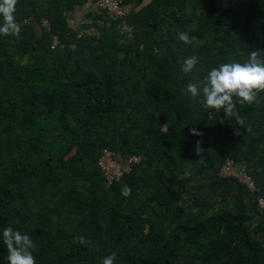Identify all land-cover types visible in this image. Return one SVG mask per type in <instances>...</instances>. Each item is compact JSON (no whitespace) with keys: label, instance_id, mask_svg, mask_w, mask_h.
Returning <instances> with one entry per match:
<instances>
[{"label":"trees","instance_id":"obj_1","mask_svg":"<svg viewBox=\"0 0 264 264\" xmlns=\"http://www.w3.org/2000/svg\"><path fill=\"white\" fill-rule=\"evenodd\" d=\"M98 2L17 0L19 37L0 35V264H8L9 225L32 238L36 264H101L113 251L115 264H264L256 203L264 198V91L258 103L233 97L244 121L239 136L235 118L186 94L213 67L264 51V0H125L134 4L125 20L131 33ZM85 4L96 11L83 30L99 37L70 29L68 12ZM181 31L198 42L184 44ZM54 36L63 47L51 48ZM192 55L198 63L185 74L180 66ZM197 140L218 148L220 165H245L259 192L217 173L198 187L193 207L220 211L196 219L176 212L179 194L191 189L176 170L203 169ZM105 149L145 159L108 190L98 167ZM109 191L120 196L114 205ZM165 216L166 230L154 220ZM255 217L263 223L253 233Z\"/></svg>","mask_w":264,"mask_h":264},{"label":"clouds","instance_id":"obj_2","mask_svg":"<svg viewBox=\"0 0 264 264\" xmlns=\"http://www.w3.org/2000/svg\"><path fill=\"white\" fill-rule=\"evenodd\" d=\"M16 3L17 0H0V16L3 17L0 35L11 34L19 37L20 28L13 15ZM178 39L186 45H193L198 42L199 37L181 31L178 33ZM197 63L198 57L192 55L182 62L180 71L185 74L191 73ZM261 91H264V51L261 50L250 52L248 60L244 63H221L208 71L202 80L189 82L186 85V94H190L192 100L200 103L203 108L217 111L223 109L228 120L235 118V124L240 126L234 132L237 136L242 134L244 121L235 110L233 97H236L241 104L258 103L257 93ZM189 132L192 135H203L195 128H190ZM195 151L200 155L204 152L201 140L195 142ZM15 223H19L18 218ZM2 239L7 248L8 264H36L33 251L37 246L29 235L22 234L9 225L2 231ZM73 240L86 246L91 244V241L83 236L74 237ZM115 257L116 252L113 251L102 258L101 264H115Z\"/></svg>","mask_w":264,"mask_h":264},{"label":"built area","instance_id":"obj_3","mask_svg":"<svg viewBox=\"0 0 264 264\" xmlns=\"http://www.w3.org/2000/svg\"><path fill=\"white\" fill-rule=\"evenodd\" d=\"M133 3H126L125 0H99L98 7L101 11L107 13V17L112 21H121V32L131 33L132 29L125 22L126 17L131 13ZM104 25L102 22L101 26ZM43 26L49 30L50 23L43 22ZM80 34L99 37V31L96 28L80 31ZM63 47L58 36L53 37L52 49ZM74 48V47H73ZM144 157L132 156L123 158L118 153L105 149L98 161V167L104 177V183L107 188H112L115 183L119 182L125 175L130 174L133 167L143 163ZM218 177L224 179H233L245 186L253 194L259 192L254 180L247 172L245 165L235 162L233 159H225L218 169ZM257 208L264 211V198H256Z\"/></svg>","mask_w":264,"mask_h":264},{"label":"rangeland","instance_id":"obj_4","mask_svg":"<svg viewBox=\"0 0 264 264\" xmlns=\"http://www.w3.org/2000/svg\"><path fill=\"white\" fill-rule=\"evenodd\" d=\"M204 152L202 153V156L204 157V163H202L203 165V169L197 167V166H191L188 165L186 167H183L181 169H177L176 170V175L179 176V181L180 180H184L187 184V186H189L191 189H189V193H181L178 196V200H177V211L179 212V214L183 215V209H185V214L186 216L184 217L185 219H196L197 217L202 218L203 216H207V215H212L218 211H220L221 209L219 208L218 204H216L214 207H212L211 209H207L206 207H193V205H197L198 202L196 200H194V196L198 195V196H202L199 192H198V187L200 186H206L209 184V178L211 177L212 180L213 178H215L217 176L218 173V169L220 168V161L218 159V156L215 155V152L218 151V148L216 147L213 151L210 148L207 147H203ZM212 159H209L211 157V155H213ZM198 174H202L201 178L207 176L208 180L207 181H202L199 180L197 178H195L196 175ZM212 182V181H211ZM104 185V187L106 189H111V188H107L105 186L104 181L101 183V185ZM179 186L175 187L174 190L175 192L179 191ZM129 194V189L128 188H123V195L127 196ZM106 200L110 203V205H114L118 202V200L120 199V196H118L116 193H113L111 191H109L106 195H105ZM57 203V200L52 201V202H48L47 205H50L52 208L55 207V204ZM16 206V205H15ZM172 213L176 214L174 211H172ZM163 214V213H162ZM160 215V214H159ZM258 219V220H257ZM156 223H164L162 229L166 230L168 228V222H166V216L160 217L158 219H154ZM50 221L55 224V230L57 229L56 227V223L57 221H60V218L58 215L53 216L52 219H50ZM263 220L255 217L254 218V224L252 226L253 228V233L255 231V228L259 225L262 224ZM171 231V228L168 229ZM258 236H260L261 238L264 237V233L263 234H258ZM264 240V238H263Z\"/></svg>","mask_w":264,"mask_h":264},{"label":"crops","instance_id":"obj_5","mask_svg":"<svg viewBox=\"0 0 264 264\" xmlns=\"http://www.w3.org/2000/svg\"><path fill=\"white\" fill-rule=\"evenodd\" d=\"M94 11H96V6H92L91 4H85L84 6L70 10L67 14L70 29L73 32L80 33L83 30V25L90 21L89 15Z\"/></svg>","mask_w":264,"mask_h":264}]
</instances>
